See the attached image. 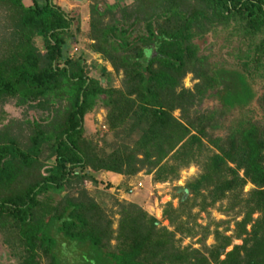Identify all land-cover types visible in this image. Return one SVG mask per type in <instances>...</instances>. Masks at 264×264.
<instances>
[{
  "label": "trees",
  "instance_id": "trees-1",
  "mask_svg": "<svg viewBox=\"0 0 264 264\" xmlns=\"http://www.w3.org/2000/svg\"><path fill=\"white\" fill-rule=\"evenodd\" d=\"M29 1L0 0V236L7 264H264V0H92L89 48L112 68L101 66L98 76L89 74L86 55L68 54L79 15L53 0ZM209 35L223 36L228 60L212 59ZM117 75L120 87L113 85ZM187 75L191 88L183 85ZM206 99L214 104L201 109ZM9 101L41 114L4 123ZM99 108L112 135L106 152L85 136L84 122ZM194 163L201 171L182 188V206L164 213L188 234L183 203L200 198L204 209L202 189L210 202L235 194L237 215L243 213L237 237L245 236L230 252V238L218 233L209 247L180 248L174 232L134 203L116 202L114 230L85 191L75 199L64 193L107 172L131 177L144 170L154 182L172 180Z\"/></svg>",
  "mask_w": 264,
  "mask_h": 264
},
{
  "label": "rangeland",
  "instance_id": "rangeland-1",
  "mask_svg": "<svg viewBox=\"0 0 264 264\" xmlns=\"http://www.w3.org/2000/svg\"><path fill=\"white\" fill-rule=\"evenodd\" d=\"M76 1V0H75ZM108 3H113L116 0H104ZM128 3L131 0H122V2ZM53 2L70 11L72 14H78L80 20V32L77 35V41L71 42L68 48V54L73 57H77L80 53L86 55L87 69L90 75H99V68L105 65L110 71L112 68L106 62H104L99 55L94 54L90 51L89 44L91 41L87 38L86 34L88 31V19H89V5L92 0H84L78 4L74 3V0H53ZM25 3H30L29 0H25ZM2 13L0 11V36L3 35L4 31L2 28ZM211 42H215L211 46L209 51L212 54V59L221 61L226 60V48H220L223 43V36L214 39L212 35L208 36L206 40V45L210 46ZM36 45L42 49L43 43L41 39H37ZM228 60V59H227ZM121 75L114 76L113 85L115 87H120ZM195 81L192 79L191 75H187L183 80V85L186 88H191ZM262 92V91H261ZM214 101L212 99H206L201 105V109H206L212 107ZM256 104H254L255 106ZM253 106V107H254ZM2 110L5 111L6 116L4 123L10 120L15 122H23L25 119L32 120L41 114L40 110L31 109L28 107H16L13 101L7 102ZM105 111L101 108L97 109L94 113V120L90 122L86 120L84 122L85 136L91 138L97 146L102 151H110L109 146L106 143L112 141L111 133L105 132L104 128H101V123L104 118ZM174 116H178V111L174 112ZM100 126V127H99ZM26 129V127H25ZM222 134L221 132H219ZM26 135V134H25ZM52 161V160H50ZM200 167L198 164H191L187 167L182 168L178 176L172 180H166L163 182H154L152 174H147L144 170L140 171L137 175L126 177H115L112 178L116 185H122L119 188H106L105 184L109 182L106 178V173L99 174L97 182L85 181L81 185H74L71 188H65V195L71 198L81 197L83 191L86 192L88 198L94 200L100 205V207L105 211V214L112 220V227L117 230L119 221V208L116 205L117 201L125 203H134L148 215L154 217L159 222V227L166 228L167 231L174 232L175 239L177 240V245L180 248L185 246H190L193 249H202V245L209 247L213 245L219 237H229L230 245L225 249V253L230 252L235 245H241L245 235L237 237L238 228L235 224L237 221H241L243 213L238 214L240 206L236 205L237 197L235 194H229L215 202H210V197L207 195L206 189L201 190V194L206 196L207 206L202 209L198 204L200 198L191 199L192 194L188 191L186 192L187 199H191L189 204L183 203L185 209V214L180 217L183 222L184 227L191 229L188 234H181L175 229L174 223L170 222L169 218L165 215L164 211L169 212L170 209L178 210L181 205V194L182 188L186 186L187 181L193 179L200 174ZM252 186L247 184L242 189V195L240 197L246 198L247 193L250 191ZM234 195V196H233ZM192 200L195 204H191ZM184 202V200H183ZM190 207V209L188 208ZM170 208V209H169ZM258 217V213L252 215L253 219ZM178 222V220H177ZM251 225L248 224L245 227L246 231H250ZM112 244L115 243L113 240ZM7 245L1 244L0 236V264H7L8 261L4 258L3 251L7 249ZM224 254L220 256V259H224ZM42 264H45L44 260Z\"/></svg>",
  "mask_w": 264,
  "mask_h": 264
},
{
  "label": "crops",
  "instance_id": "crops-1",
  "mask_svg": "<svg viewBox=\"0 0 264 264\" xmlns=\"http://www.w3.org/2000/svg\"><path fill=\"white\" fill-rule=\"evenodd\" d=\"M117 1V0H116ZM81 2H83V1H81ZM74 3L75 4H78V0H74ZM65 9V8H64ZM67 10V9H66ZM106 174H108V175H106V178H107V180L109 181V182H111L112 184H115V183H113L114 181L112 180V178H115V177H121V175H118V174H114V173H110V172H107ZM116 185V184H115Z\"/></svg>",
  "mask_w": 264,
  "mask_h": 264
},
{
  "label": "built area",
  "instance_id": "built-area-1",
  "mask_svg": "<svg viewBox=\"0 0 264 264\" xmlns=\"http://www.w3.org/2000/svg\"><path fill=\"white\" fill-rule=\"evenodd\" d=\"M103 127V126H102ZM104 128V127H103Z\"/></svg>",
  "mask_w": 264,
  "mask_h": 264
}]
</instances>
